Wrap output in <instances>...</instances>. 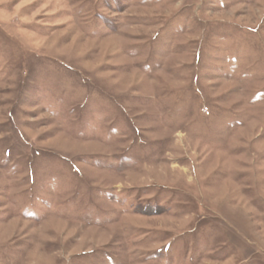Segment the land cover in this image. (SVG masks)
<instances>
[{"label":"rangeland","instance_id":"rangeland-1","mask_svg":"<svg viewBox=\"0 0 264 264\" xmlns=\"http://www.w3.org/2000/svg\"><path fill=\"white\" fill-rule=\"evenodd\" d=\"M0 264H264V0H0Z\"/></svg>","mask_w":264,"mask_h":264}]
</instances>
